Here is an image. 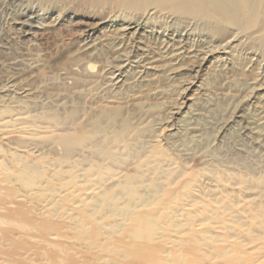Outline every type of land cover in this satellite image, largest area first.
<instances>
[{
	"label": "bare ground",
	"instance_id": "bare-ground-1",
	"mask_svg": "<svg viewBox=\"0 0 264 264\" xmlns=\"http://www.w3.org/2000/svg\"><path fill=\"white\" fill-rule=\"evenodd\" d=\"M79 2L99 12L79 29L76 52L112 56V91L185 61L188 75L215 59L243 64L244 99L257 108L251 132H264V0ZM38 16L14 12V27L25 37L54 28ZM86 65L78 69L89 73ZM30 100L0 101V264H264L263 178L181 166L119 108L76 123ZM167 132L176 136L175 125Z\"/></svg>",
	"mask_w": 264,
	"mask_h": 264
},
{
	"label": "rangeland",
	"instance_id": "rangeland-1",
	"mask_svg": "<svg viewBox=\"0 0 264 264\" xmlns=\"http://www.w3.org/2000/svg\"><path fill=\"white\" fill-rule=\"evenodd\" d=\"M23 1V7L0 5V89L10 87L13 80L15 85L0 94V101L13 107L17 101L31 99L37 105L58 109V114L69 115L76 123L88 121L103 106H113L121 109V120L129 121L136 130H145L143 137L160 142L181 166L187 164L194 171L213 168L223 174L228 170L237 175L235 177L264 179V132L257 135L251 132L248 118L256 114L253 110L257 108L255 103L244 99L248 90L242 85L243 64L238 68L222 66L215 59L196 69L197 73L188 75L182 70L185 61L176 66L177 71L169 65L147 81H134L132 86L112 91V84L106 81L111 71L109 67L115 64L112 56L103 53L93 61L76 52L79 31L99 9L82 5L79 0ZM32 11L40 15V24L52 22L54 28H48L41 36H23L14 27V12L28 17ZM113 26L97 27L96 35ZM84 63L90 66L89 73L80 71ZM70 68L77 69L70 72ZM17 88L30 90V98H23L25 94L16 91ZM181 103L185 104L184 109ZM28 109L33 114L42 111L40 106ZM117 116L120 120L119 114ZM171 125L176 127V136L166 138ZM9 135L6 139L14 146L18 135Z\"/></svg>",
	"mask_w": 264,
	"mask_h": 264
}]
</instances>
